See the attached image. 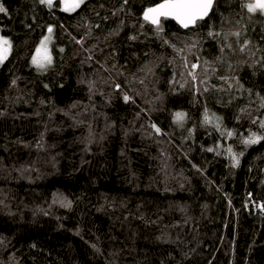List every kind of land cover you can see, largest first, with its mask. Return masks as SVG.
<instances>
[{
	"label": "trees",
	"instance_id": "trees-1",
	"mask_svg": "<svg viewBox=\"0 0 264 264\" xmlns=\"http://www.w3.org/2000/svg\"><path fill=\"white\" fill-rule=\"evenodd\" d=\"M159 2L0 0V264H264V14Z\"/></svg>",
	"mask_w": 264,
	"mask_h": 264
},
{
	"label": "snow or ice",
	"instance_id": "snow-or-ice-1",
	"mask_svg": "<svg viewBox=\"0 0 264 264\" xmlns=\"http://www.w3.org/2000/svg\"><path fill=\"white\" fill-rule=\"evenodd\" d=\"M60 2L63 4L62 11L71 12L75 11L76 8L84 3V0H60ZM39 3L46 5L48 8H52L54 6V0H39ZM125 3H127V0H125ZM214 4L215 0H162L161 3L148 7L143 12L142 18L148 24L155 26L157 32L163 31L162 20L167 19L175 20L182 28L185 29L190 27L195 28L197 27L198 22L205 20V18L209 16V13L213 11ZM245 7L249 13L260 12L261 14H264V0H252V2L245 4ZM0 13L7 15V9L2 4H0ZM141 27H143V25H141ZM52 31L53 29L49 27V36H46L44 40L41 41V46L37 49V55L32 58V64L37 67V69L43 70L52 63V57L47 48V44L51 39ZM209 35H213V33L210 32ZM233 35L239 37L240 33L235 32ZM130 38L136 39L135 36ZM229 47H231V45H229ZM11 48V42L8 39L0 37V65H2L8 58ZM61 51H63V49H61ZM193 67H195V65H193ZM123 99L125 102H129L130 97L125 94ZM261 106L264 107V104ZM184 117L185 114L182 112H177L175 114L177 122H182ZM205 122L211 123L207 114L205 115ZM153 127L155 126L153 125ZM260 127L264 128V121L260 122ZM155 130L157 132L160 131L159 128H156ZM227 135L231 136L232 133L228 132ZM262 139H264V135L252 133L248 138L243 140V143L245 145L256 144ZM211 150L212 149H209V151ZM227 151L234 161L233 166H238V157L232 153L231 148L227 149ZM62 206L70 207L71 202H67L66 204L62 202ZM260 210L264 212V205L260 206Z\"/></svg>",
	"mask_w": 264,
	"mask_h": 264
},
{
	"label": "water",
	"instance_id": "water-1",
	"mask_svg": "<svg viewBox=\"0 0 264 264\" xmlns=\"http://www.w3.org/2000/svg\"><path fill=\"white\" fill-rule=\"evenodd\" d=\"M159 3H161V2H159ZM159 3H157V4H159ZM156 5V4H155ZM154 5V6H155ZM152 7V6H151ZM146 10V9H145ZM144 10V11H145ZM143 11V12H144ZM210 14V13H209ZM142 16H143V13H142V15H141V18H142ZM207 18V17H206ZM205 18V19H206ZM142 20H143V18H142ZM144 21V20H143ZM166 21H170V22H172V23H174L178 28H180L181 30H190V29H192V27H190V28H187V29H185V28H182L175 20H172V19H167ZM151 25V24H150ZM151 26H153V25H151ZM153 27H155V26H153Z\"/></svg>",
	"mask_w": 264,
	"mask_h": 264
},
{
	"label": "rangeland",
	"instance_id": "rangeland-1",
	"mask_svg": "<svg viewBox=\"0 0 264 264\" xmlns=\"http://www.w3.org/2000/svg\"><path fill=\"white\" fill-rule=\"evenodd\" d=\"M84 1H85V0H84ZM250 2H252V0H248V3H250ZM76 9H77V8H76ZM76 9H75V10H76ZM0 37H2V36L0 35ZM3 38H4V37H3ZM40 46H41V45H39V48H40ZM47 48H48V47H47Z\"/></svg>",
	"mask_w": 264,
	"mask_h": 264
}]
</instances>
